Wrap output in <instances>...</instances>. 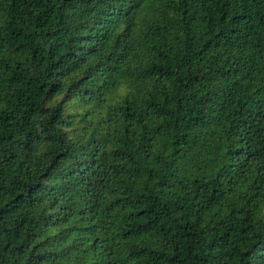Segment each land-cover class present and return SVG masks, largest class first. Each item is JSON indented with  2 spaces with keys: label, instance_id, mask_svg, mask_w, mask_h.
I'll return each mask as SVG.
<instances>
[{
  "label": "trees",
  "instance_id": "16d2710c",
  "mask_svg": "<svg viewBox=\"0 0 264 264\" xmlns=\"http://www.w3.org/2000/svg\"><path fill=\"white\" fill-rule=\"evenodd\" d=\"M0 264H264V0H0Z\"/></svg>",
  "mask_w": 264,
  "mask_h": 264
}]
</instances>
